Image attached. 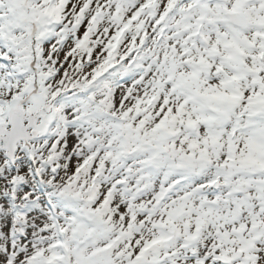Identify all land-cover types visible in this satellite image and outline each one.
Instances as JSON below:
<instances>
[{"label":"snow or ice","instance_id":"obj_1","mask_svg":"<svg viewBox=\"0 0 264 264\" xmlns=\"http://www.w3.org/2000/svg\"><path fill=\"white\" fill-rule=\"evenodd\" d=\"M0 264H264V0H0Z\"/></svg>","mask_w":264,"mask_h":264}]
</instances>
